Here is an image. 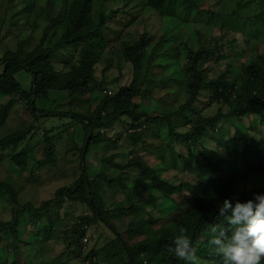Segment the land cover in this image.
Listing matches in <instances>:
<instances>
[{"label":"trees","instance_id":"1","mask_svg":"<svg viewBox=\"0 0 264 264\" xmlns=\"http://www.w3.org/2000/svg\"><path fill=\"white\" fill-rule=\"evenodd\" d=\"M56 1L61 4V9L65 14L59 21L50 20L48 22L36 45L30 49L20 41L16 49L7 48L3 53L0 50V94L9 97L8 101L0 103V126L10 119V111L19 100H24L26 109L36 120V125L22 130H14L1 136L0 152L9 150L3 153V156H7L21 169L28 166L36 170L46 166L58 167L60 159L63 158V152H60L58 145L66 133L73 132L75 125L80 124L84 130V142L81 147H78V144L74 147V155L79 160L81 159L80 173L73 183L59 187L52 197L43 199L38 204L32 202L20 204L12 182L2 179H0V194H10V199L15 204L14 211L29 209L42 221L46 219L49 212L53 211L54 217L49 219L47 225L38 229V231H43L47 238L52 237L56 221L62 219L71 221L75 218L79 205L86 206L90 214L80 216V227L72 232L75 240L69 244L70 246L74 245L70 255L74 252L75 256L82 260V264H184L168 251L179 227H185L188 230L187 234L193 247L196 248L202 264H216L219 258L215 256L209 241L213 235L211 232L213 224L224 223L223 217L218 216L219 204L225 198L245 201L250 199L254 192L264 191L262 184L264 180V137L252 133L260 124L264 125V55H256L246 62L237 64L233 61L235 57L236 59L240 58L231 52L233 45L236 44L238 31L243 32L242 35L248 44L252 43V38H261L260 32L264 33V0H254L253 4L250 3L251 1L246 3L245 0H241L243 3L239 2V6L240 8L249 6L247 12L241 13L237 10L232 14L235 18H226L229 22L233 21V30L229 40L232 42L231 51L225 58L228 63L225 61L223 71L212 73L208 77L203 70L206 68L205 65L203 66V62L206 64L209 61H216L217 70L221 67L223 60H220L219 55L223 54L225 46L218 42V39L214 44L196 49L186 47L184 54L187 68L184 73V83L188 87V95L176 113L167 112L164 116L153 117L148 114L145 119H143V113L139 110L138 105L132 99L146 94L147 91L142 87L145 85L144 81L151 80L150 82L163 86L170 82L171 75L162 77L154 75L158 67L173 65L178 61L179 55L169 49V46L163 49L161 43L167 41L169 31L164 30L161 39L156 43L153 42L152 35L145 31L138 39L125 41L118 46L117 50L121 53L124 61L132 66L133 78L129 84L117 89L120 77L106 84L108 82L106 79L100 81L96 76V66L105 60L102 57L106 44L109 45L110 42L116 44L122 36V31L110 34L108 29L112 26V22L116 21V18H121L118 20L125 21V25H127L133 22L137 16L138 13L129 20H123L120 16V13L125 11V5L131 0H126L124 5V0H117L116 3L121 1V5L115 9L114 6L113 8L109 7L108 10H106V0ZM169 1L171 0H146L144 6L154 13H163ZM186 1L195 7L196 17L193 20L196 21L198 16L203 14L204 9L199 7L200 4H195L194 0ZM31 3L30 13L34 14V0ZM206 13L212 15L210 22L212 17L223 18L227 15L210 9ZM252 24H255L258 33L250 37L247 30L251 29L250 32H252ZM69 50H72V53L65 57L64 53ZM59 53L65 57L62 60L64 69L58 68L55 63ZM109 62H107V68L112 65L111 60ZM121 63L119 62V64ZM141 70L144 73L143 79L138 80ZM227 70L236 72L228 74ZM22 71L29 72L31 75L29 90L23 88L22 82L17 77ZM100 86L105 92L93 110L88 109L83 112L76 110L73 106L68 109L56 107V109L47 110L37 105V100L49 99L53 91H69V97H71L69 103L71 104L72 100H77L76 96L78 95L89 93L93 97L94 92L102 91L98 90L102 89ZM105 86L108 87V90ZM110 87L116 90L112 92ZM17 92H21L20 99L14 98V94ZM205 92L209 94V100L206 99L208 105H212V103L226 104L229 107L228 111L223 112L221 108H218L216 113L206 116L202 115L203 113L198 109H194V117L189 118L187 111L194 108L196 102L203 101L202 96ZM43 116L46 119H39ZM255 116H260L259 120H255ZM127 117L130 118V121L126 119ZM235 117L248 118L250 124L247 127L251 129V132L249 130L244 132L240 129L236 124ZM64 118L71 120L69 126L64 127V124L56 121ZM50 119L52 120L51 124L48 123ZM217 121L221 123V127L216 129ZM115 122H119L125 127L119 135L129 137L133 144L132 147L139 143L146 150H153L155 155L160 158L162 166L150 165L134 148L131 150L134 153L133 157L125 166L116 163L117 152L112 151L111 146H117L119 138H114L107 132V129ZM251 122L256 123L251 124ZM180 124L185 125L184 127L187 129H177ZM226 124L232 126L239 134L225 136V139L220 130ZM163 129H167L166 135L170 140L163 135ZM258 131L264 132L263 129ZM148 132L157 136V139L148 137ZM38 134L42 136V140L31 145L30 140L39 137ZM174 138L176 143L181 141L193 152L199 168L219 176L221 180L213 183L207 178L195 177L203 184L196 187L193 192H189L190 194L183 200L176 202L178 205L176 207V225H160L158 228H152L141 241L128 243L118 233L115 223L108 216L111 211L106 206L109 201L108 197L96 190L97 184L104 182L108 186L117 183L122 191H127L128 182L122 175L114 176L112 173L104 171L102 164L110 163L118 169L137 167L149 180L148 184L161 196L169 199L180 192L179 188L185 184V180L182 179L180 184H176L164 177L161 173L162 170L175 167L184 170L193 160L188 155H184L180 148L176 149L174 146L176 144L173 145L172 142ZM211 138L214 140H210ZM205 140L207 142L216 140L217 143L215 142V146H207ZM26 142L29 144L24 145ZM150 143H154L155 147L149 148ZM39 144L44 145L43 150L40 155H36L35 147ZM222 149L226 150L231 159L236 161L235 163L241 164L243 170H240L241 168L235 170L234 165L225 157ZM102 150L113 153L102 158L100 154ZM70 151L72 152L71 149ZM76 151L78 152L76 153ZM253 179L255 183L254 181L253 184L248 183ZM238 184H240V188L237 186ZM127 198L133 197L127 193L125 200ZM64 203H66L67 210L62 216L60 209ZM117 207L122 210L124 216L134 214L136 219L141 218L142 222L149 221L151 225H156L159 220L153 218L148 210L138 205H130L128 208L121 205H117ZM139 214L147 217H138ZM167 219L168 217L165 221ZM15 220L16 215L11 219L0 221V243L5 241L4 231H10L12 239L9 246L13 252L12 264H22L18 259L21 236ZM104 225L110 227L116 236L108 238L105 234L103 241L100 234L90 232L92 226L101 229V226ZM86 237L87 241L85 242ZM94 238L100 242L98 247L95 246L96 243L93 244ZM200 239L201 243H199ZM71 240L72 238L69 242ZM117 240H120L123 250L116 248ZM99 247L110 252L115 259L107 263L100 262L97 258Z\"/></svg>","mask_w":264,"mask_h":264},{"label":"rangeland","instance_id":"2","mask_svg":"<svg viewBox=\"0 0 264 264\" xmlns=\"http://www.w3.org/2000/svg\"><path fill=\"white\" fill-rule=\"evenodd\" d=\"M33 0H0V26H1V43L0 50L5 52L7 48L16 49L20 41L24 42L25 47L32 48L36 45L43 33L44 28L50 20L59 21L64 16V10L61 9V4L55 2V0H34L35 13L31 12V5ZM117 0H106V10L109 7L114 9L121 5V1L116 3ZM123 1V5L124 2ZM246 3L251 1L253 4L254 0H245ZM239 2L243 3L241 0H194L195 4H200V8L204 9L203 14L198 16V19L194 21L196 17L195 7L186 0H171L169 1L163 13H154L150 9L145 8L146 0H131L128 4L125 5V11L120 13V16L123 20H129L137 13L134 21L125 25V21H121L116 18V21L112 22V26L109 27V32L118 33L122 31V36L119 38L118 42L115 44H106L105 51L101 62L96 66V76L100 81L106 79L109 82H112L113 79H118L117 89L120 86L129 84L132 80L133 69L132 66L124 61L121 56V53L118 52V46L122 45L125 41H132L138 39L142 33L145 31L149 35H152L153 42H158L161 39V34L164 30H168V39L167 41H162L163 49L169 46L174 53L179 55L177 58L176 64H171L168 66H161L156 69L154 75L162 77L163 75H171L170 82L163 86L162 84L153 83L150 81H144L142 87L147 92L145 95L137 96L133 98L135 104L138 105L139 110L143 113V119L149 114L151 117L160 115L164 116L167 112L176 113L179 109V106L184 102L185 97L188 95V87L184 83V73L186 71V60L185 54L186 47L198 48L204 45L214 44L218 39V42H221L225 47L223 48V54L219 55L218 58L222 61L221 67L217 70V62L209 61L205 65L204 72L206 76H211L212 73L216 74L219 71H223L225 64L227 62L228 53L231 51L232 42H229L231 39L230 33H232V23L226 18L233 19L235 18L232 14L239 10L241 13H246L249 9V6L240 8ZM245 3V4H246ZM50 4V6H49ZM221 12L222 14H227L223 18L212 17L210 22L211 13H206L207 10ZM225 18V19H224ZM219 22V23H218ZM211 23V24H207ZM223 28V29H222ZM112 30H115L114 32ZM251 29H248V35L251 37L253 34H257L255 24H252ZM225 33V34H224ZM242 31L236 33V44L232 47V53L234 52L236 56H239L240 59L233 61L234 63L246 62L249 59L255 57L256 55H264V33H261V38H252V43L248 44L243 35ZM206 35V37H204ZM185 43L186 45H184ZM117 46V47H116ZM104 49V46L102 44ZM168 51V50H167ZM68 52V53H67ZM64 53L65 57L69 56L72 53V50H69ZM65 57L59 53L56 58V65L60 69H64L62 60ZM111 60L112 65L107 68V62ZM226 61V62H225ZM119 62H122L119 64ZM110 63V62H109ZM228 63V62H227ZM237 70V68H235ZM225 71V70H224ZM228 74L235 73L236 71L227 70ZM142 74V76H141ZM142 70L139 72L138 80L143 79ZM156 76V77H157ZM18 79L22 82L23 88L29 90L31 87V75L29 72L22 71L18 74ZM102 88V86H100ZM106 90L108 87L105 86ZM99 91L98 93L91 94L87 93L85 95L76 96L77 100H72L71 104L69 103L71 97L69 91H53L49 99H39L37 100V105L40 108H46L51 110L52 108L56 109H68V107L73 106L78 111H88V109H94L98 104L99 100L103 96L105 90ZM110 90L114 92V88L110 87ZM21 95V92L14 94V98L18 99ZM203 101L196 102L194 108H190L187 111L189 118L194 117L195 110L198 109L203 113L202 115L216 113L218 108H221L223 112L228 111V106L226 104L212 103L208 105L206 99L209 100V94L205 92L203 94ZM20 99V98H19ZM57 99V100H55ZM75 99V98H73ZM9 100V97L3 96L0 94V103L6 102ZM65 105V106H63ZM195 109V110H194ZM10 119L6 121L2 126H0V137L4 136L11 131H16L18 129H25L29 126L36 125V120L32 114L26 109L24 100H19V102L14 105L10 111ZM53 118V117H52ZM55 118V117H54ZM260 116H255V120H259ZM39 119H46L45 116L40 117ZM126 119H130L127 117ZM236 124L244 132H251V129L247 127L250 123L248 118H238L235 117ZM38 121V120H37ZM43 121V120H41ZM58 123L64 124V127L69 126L71 120L64 118L63 120H56ZM130 121V120H129ZM52 120L48 121L51 124ZM256 123V122H251ZM185 125H178L177 129L185 130L187 127ZM220 128L221 123L217 121L215 128ZM262 127V128H261ZM124 125L119 122H115L111 127L107 129L108 134L114 138H119V144L117 146H111L112 151L117 152L115 162L121 165H126L128 161L133 157V152L131 150L136 149L137 152L143 156L150 165L152 166H162L160 163V158L155 155L153 150H146L141 144H135L134 147L131 143L129 137H124L119 135L124 129ZM214 128V127H213ZM212 129V127H211ZM220 130L222 136L230 137L233 134H239L235 129L226 124L224 128ZM264 130L263 123L253 131V134H257L260 137H264V132L258 130ZM166 130L163 129L162 133L165 138L169 139V136L166 135ZM148 137L157 139V136L148 132ZM36 139H31L30 144L34 145L36 142L42 140L41 135ZM225 137V139H226ZM221 139H223L221 137ZM170 140V139H169ZM210 140H214L211 138ZM58 147H60V152H63V158L60 159V165L58 167L46 166L39 170L33 169V167L28 166L25 169L19 168L12 161H10L7 156H3V153L8 152L9 150L0 152V179L12 182L13 188L18 194L20 204L32 202L38 204L43 199H48L53 196L55 191L66 184H71L75 178L80 173V161L77 156L74 155V147L79 145L81 147L84 142V130L80 124H76L73 132L66 133L64 138L61 140ZM173 145L176 146V149H181L184 155H188L192 162L188 165V168L182 170L178 167L173 169L162 170V175L169 180L173 181L176 184H180L182 179L185 180L179 189L176 195L171 198H166L161 196L160 193L155 191V189L148 184L149 180L137 167L131 168H121L118 169L110 163H103V169L106 172L112 173L114 176L122 175L126 182H128L127 191H122L119 184L115 183L112 186H108L102 182L97 184V191L101 194H105L108 197L109 201L106 206L111 209L109 212V218L116 225L118 233L124 238L128 243L138 242L145 238V235L152 229L158 228L160 225L172 226L176 225L177 222V201L183 200L186 196L193 192L196 187L202 186L198 179H209L213 183H217L221 178L215 174L207 173V171L198 167V163L192 151H190L183 143L175 142ZM207 146H215V142L207 140L204 141ZM29 144L28 142L24 145ZM155 144L150 143L149 148H154ZM183 145V146H182ZM43 144L35 147L36 155H40L43 150ZM72 150V152L70 151ZM225 157L234 165L235 170H243V166L239 163H235V160L231 159V156L226 152L225 149H222ZM65 151V152H64ZM78 151H76L77 153ZM110 151L102 150L100 152L101 157H107L110 155ZM78 155V154H77ZM2 156V157H1ZM171 161V158L169 159ZM196 161V162H195ZM253 180H249L248 183L253 184ZM144 182V183H142ZM255 183V181H254ZM257 183V181H256ZM264 186V180L262 182ZM261 184V185H262ZM206 185L208 183L206 182ZM239 188L240 184L237 185ZM250 186V185H249ZM251 187V186H250ZM130 195L133 198H127L125 196ZM15 204L12 203L10 199V194L6 193L0 194V221L8 220L16 215L15 224L19 230V235L21 236L20 251H19V261L22 264H82V260H79L73 252L74 245L72 244L75 240V236L72 232L80 227L81 224L80 216L90 214L89 209L84 205H79L75 218L71 221L66 219L58 220L55 222V231L52 237L47 238L43 231H38L39 228L44 227L49 223V219L54 217V212L51 211L47 214L44 221L38 219V215L31 212L29 209L26 210H13ZM121 205L123 207H129L130 205H138L146 210L152 215L153 218L159 219L156 225L149 224V221L142 222V219H136L135 215L124 216L122 210L117 207ZM67 208L66 203H64L60 209L62 216L65 215ZM138 217H147L146 215L139 214ZM168 217L167 221L166 218ZM92 233L100 234L101 238L104 241L105 234L108 238L116 236V233L108 226H101L99 229L97 226H92ZM102 232V233H100ZM72 234V235H71ZM70 236V237H69ZM5 241L0 243V264H12L13 252L10 250V241L11 233L10 231H4ZM69 237V238H68ZM72 240L69 242V240ZM101 240V242H103ZM107 241V240H105ZM202 240H199L201 243ZM96 243V244H95ZM104 243V242H103ZM116 248L123 250V246L120 240L116 242ZM93 244L99 246L100 242L97 238L93 239ZM72 249V250H71ZM21 254V255H20ZM97 258L102 263H107L114 260V256L106 251L104 248L97 250ZM70 255V256H69ZM126 256V254H123ZM28 261V262H27Z\"/></svg>","mask_w":264,"mask_h":264},{"label":"clouds","instance_id":"3","mask_svg":"<svg viewBox=\"0 0 264 264\" xmlns=\"http://www.w3.org/2000/svg\"><path fill=\"white\" fill-rule=\"evenodd\" d=\"M224 223L211 227L210 245L216 264H262L264 262V191L250 199L225 198L218 207ZM185 227H179L168 251L184 264H202Z\"/></svg>","mask_w":264,"mask_h":264},{"label":"built area","instance_id":"4","mask_svg":"<svg viewBox=\"0 0 264 264\" xmlns=\"http://www.w3.org/2000/svg\"><path fill=\"white\" fill-rule=\"evenodd\" d=\"M84 241H85V242L87 241V237L84 239Z\"/></svg>","mask_w":264,"mask_h":264}]
</instances>
